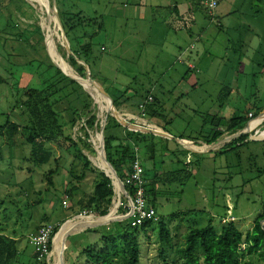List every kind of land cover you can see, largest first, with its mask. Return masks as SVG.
I'll use <instances>...</instances> for the list:
<instances>
[{
  "label": "rangeland",
  "instance_id": "rangeland-1",
  "mask_svg": "<svg viewBox=\"0 0 264 264\" xmlns=\"http://www.w3.org/2000/svg\"><path fill=\"white\" fill-rule=\"evenodd\" d=\"M24 1L29 5L23 0H11L0 8V131L8 120L19 125L27 123L28 116L19 107L26 89H45L60 77L63 82L57 86L59 92L55 96L62 102L58 107L62 114L59 121L62 124L61 110L70 104L81 115L71 135L74 141H83L86 139L83 128L90 112L84 108L91 106L89 110L96 116L99 109L93 107L94 101L85 90L58 77L52 67L38 27L44 28L49 52L62 69L61 57L66 61L68 58L54 33L57 28L53 30L49 25L46 13L49 1ZM64 3L70 13L81 11L102 23V31L92 41V78L110 96L123 95L121 101L131 98L134 106L140 97L153 95L162 107V117L148 118L149 121L170 131L175 138L204 142L213 129V117L225 123L247 112L256 118L264 112V30L258 34L249 30L254 22L264 27V0H232L229 22L225 16H219L221 28L217 27V20H209L202 4L186 0H65ZM172 5L178 7V12L170 11ZM97 27L94 23L87 32L92 33ZM190 65L195 69L189 68ZM94 95L101 97L97 91ZM65 116L73 117L71 112ZM68 128L64 129L66 135ZM95 129H87L88 136L95 134ZM249 129L250 136L259 131L257 138L264 140V115ZM107 135L121 138L122 128L111 121ZM99 139L97 135L95 141L100 142ZM88 140L91 142L90 137ZM153 142L155 159H148L145 145L140 146V157L147 182L158 180L157 198L153 202L158 218L166 222L177 215L181 218L172 219L169 224L170 244H163L156 224L146 232L138 227L140 264H164L165 259L181 263L178 250L184 247L188 227L203 229L212 224L219 230L223 227L222 219L232 216L244 236L253 229L264 213V141H252L249 137L246 147L234 151L190 156L187 150L166 138L154 135ZM87 143L88 147L80 144L78 151L66 150L69 145L47 146L58 161L38 166L30 161L31 148L23 140L17 137L15 143H9L0 135V230L17 240L20 264H38L29 239L40 226L51 224L59 229L63 226L54 243L58 264H62L63 252L64 264L83 262V252L91 246L101 247L102 237L132 231L129 228L132 220H123L126 211L121 208L118 218L106 222L88 219L83 228L77 229L81 220L77 216L94 215L74 213L79 209L78 201L93 193L96 180L92 174L81 182L76 180L83 172L84 157L89 162V157H93L95 164V147ZM90 163L96 173H103ZM181 169L187 179L165 182L166 174ZM73 186H78L79 191L67 199L65 192ZM121 202H126L123 196ZM101 223L105 224L86 229ZM71 233L76 234L68 236ZM52 259L42 264H55ZM245 261L264 264L256 254L247 256Z\"/></svg>",
  "mask_w": 264,
  "mask_h": 264
},
{
  "label": "trees",
  "instance_id": "trees-1",
  "mask_svg": "<svg viewBox=\"0 0 264 264\" xmlns=\"http://www.w3.org/2000/svg\"><path fill=\"white\" fill-rule=\"evenodd\" d=\"M9 1L11 0H1L0 8L7 5ZM64 1L65 0H56L61 22L70 42L71 50L74 53V56L69 57L67 59V62L78 73V75L85 78L86 70L84 66L80 65L77 62V59L85 62L91 69L90 64L93 51L92 41L93 38L102 31V23L98 22V18H89L85 16L81 11L74 12L73 14L70 13L67 7H65ZM190 1L192 3L197 2V4L199 5L202 3V0ZM23 2L28 4L27 1L23 0ZM94 23H97V29H94L92 33L87 32V29L93 26ZM38 31L42 43L44 44V32L42 31L41 27H38ZM54 33L57 36L56 31ZM73 35H75L74 45L72 44L71 40V38H73ZM82 39H84L85 42L82 43L80 41ZM51 64L52 67L56 69L58 77L61 76L64 79L70 81L71 85H77L78 87L82 88L77 82L66 77L53 63ZM63 70L67 72L64 68ZM72 75L75 76L76 74L72 72ZM61 82L63 81L59 77L58 80H54V82L51 85H48L45 89H26L23 94V99L19 103V107H21V109L24 110L25 114H27V123L25 125H19L8 120L6 124L1 127L0 135L6 137L9 143H15V139L19 137L27 146L31 148L30 161L38 166L46 165L52 160L56 162L58 161L54 157V151L51 149H47V146H53L57 144L60 148H63L66 145H69L66 150H68L69 148H74L78 151L80 144L81 146L83 145L85 147L89 146V144L87 143L89 136L86 130H93L94 128H96L97 116L92 109L89 110L91 106H87L84 108L87 111H90L87 115L88 119L85 121V129L83 128L84 132L86 133L85 140H73L74 138L71 135V131L76 125L77 118H81V115H78L76 111L71 108L70 104H68L67 108L61 110L64 112V116L62 117V124L60 123L59 118L62 114L59 113L60 110L58 109V107L62 104V102L56 100L55 96L59 92L57 86L60 85ZM150 96H152L153 101L150 103L147 102L146 104L144 112L145 118L152 119L162 117V107L158 104V101L153 95L148 94L147 97H140V104H143L145 101H147ZM110 97L113 99L114 105L117 109L120 108L122 102H132L131 98H126L124 101H121L123 95L120 98H114L112 96ZM89 98L93 102L91 96H89ZM95 98L101 104L100 106L102 107V114H105L110 109L108 101L98 95H95ZM70 112L71 116L73 117L71 119H67V116L65 115H69ZM250 114H252V112H247L245 116L233 117L225 123L221 118L213 117V129L206 137V141H204V143H206L207 145L214 144L221 140L226 134L230 136L244 129L249 121L256 118V115L254 114H252V118H249L248 115ZM111 121H114L115 127L122 128L121 138L115 137L113 135H107V130ZM97 127L99 128V125H97ZM65 128L69 129V134L67 135L64 134ZM104 135L107 160L114 167L118 177L122 182L125 181L132 163L136 159L140 158L141 145H145L146 154L149 160H154L156 157V144L153 142V134L134 132L131 129L119 124L114 118L109 117ZM248 139L249 135L241 136L240 138L227 144L221 151L217 152V154L246 147L249 144V142H247ZM136 148L139 149V152H136ZM178 148L181 149L180 146H178ZM238 157L241 156L238 155ZM95 165L112 176L111 171L103 163L102 154H99L95 157ZM82 169L83 172L80 176H77L76 179L78 180V182L84 180L88 174L94 175L96 180L93 193L78 201L77 205L79 209L74 212L75 215L83 213H86L87 215L91 213L96 215L97 217H104L108 215V212L112 207V199L114 196L112 181L107 178L104 173H96V170L91 166V163L85 157L82 163ZM183 174L184 170L181 169L175 172H171L170 174H166L163 179H165L166 183L187 179L188 176H183ZM144 177L147 182L146 172L144 174ZM157 182L158 180L155 178L151 182L148 181L146 185L147 198L150 206L153 208H155L153 202H155L157 198V192L155 189V184ZM115 184L117 186V197L113 203V209L114 205L120 200L121 192L120 186L117 185L116 180ZM78 191V186H73L72 188L66 190L65 193L69 199L74 197ZM126 191L129 195H132V189L130 187L126 186ZM179 218L181 217L177 215L174 218H171V220ZM171 220L166 222L162 219H159L157 222H147L139 228H141L142 231L146 232L147 229H151L152 226L156 224L159 231V237L163 244H170L172 243V235L169 226ZM263 220L264 213L258 217L253 229L248 232L246 236L243 235V233L237 228L234 223L223 225V227L219 230L214 228L212 224H209L203 229L188 227L186 228L187 232L184 234V247H181L178 250V254L179 256H181L182 262L179 263L165 259L163 260V263L253 264L252 262H247L245 260L247 256H253L255 254L259 255V257L264 261V226L260 224V222ZM98 221L106 222L109 220L103 218L99 219ZM41 227L42 226L38 228V231L41 229ZM129 228H132V231L128 229L120 236L102 237V246H91L90 248L86 249L83 252V262H78L76 264H119V262H121L122 264H140L141 246L138 239L139 228L133 226L132 223ZM58 231L59 226H55L53 237ZM56 237L54 239V243ZM243 246H245L244 250H242ZM53 255L55 257V252H53ZM19 256H21V252L18 248L17 240L15 238L7 237L0 230V264H20ZM33 258L38 264H42V262H38V257L36 254H33ZM54 263L58 264L56 260Z\"/></svg>",
  "mask_w": 264,
  "mask_h": 264
},
{
  "label": "water",
  "instance_id": "water-1",
  "mask_svg": "<svg viewBox=\"0 0 264 264\" xmlns=\"http://www.w3.org/2000/svg\"><path fill=\"white\" fill-rule=\"evenodd\" d=\"M49 1V6L48 8H46V13H47V19L49 20V25H50V28H52L53 30L55 28H57V31H56V34H57V41L58 42H61V46L65 49L66 53H67V58L71 57V56H74V53L73 51L71 50V45H70V42L67 38V35L65 33V30H64V27H63V24L61 22V19H60V16H59V12H58V8H57V2L56 0H52V2ZM52 21L54 22V25L52 26ZM42 31H44V28L41 27ZM45 46H46V50H47V53H48V56L49 58L51 59L52 63L68 78H70L71 80H74L75 82H77L90 96L91 98L93 99L94 101V107L97 106V109H99V114L97 115V124L99 125V128L98 130L96 131V135H100V148L98 150H96V154L97 156L99 154H102L103 156V163L106 165V167L111 171L112 173V176L109 175L106 171H103L101 170L100 168H98L92 158H89L90 159V162H92L96 168H98L99 170H101L105 176L107 178H109L111 181H112V185H113V191H114V196H113V199H112V206H113V202H114V199L116 197V184H115V180L117 181V185L120 186V189H121V194H125V187L123 185V182L120 180V178L118 177L117 175V172L116 170L114 169V167L111 165V163L107 160V155H106V148H105V135H104V132H105V128H106V125H107V121H108V118L109 117H112L114 118L119 124L129 128V129H133V131H137V132H140L141 130H146V131H149L151 134L155 135V136H160V137H164V138H167L169 140H174V138L165 133V132H162V131H155V130H151V129H146V128H142V127H139L138 125H135V124H132L130 123L128 120H126L122 114L118 111V109L115 107L114 105V101L113 99L110 97V95L105 91V89L103 88V86L98 83L96 80H94L92 78V75H91V72H90V68L89 66L83 62V61H80L77 59V62L84 66L85 70H86V77L83 78L81 77L80 75H78L74 69L70 66V64L63 58L61 57V59L68 65V67L71 69V71L73 73H75L76 75H71L70 73H67L65 72L61 67L60 65L54 60V58L52 57V55L50 54L49 52V47H48V41H47V38L45 36ZM57 49V47H56ZM58 51V49H57ZM99 92L101 97H103L106 101H108V104L110 105V109L105 113V114H102L100 108H99V105H98V102L95 98V95H94V92ZM264 114L261 113L258 117L262 116ZM252 121H249L248 124L246 125V127L242 130H240L239 132L233 134V135H230L228 136L227 138H224L222 140H219L218 142L214 143V144H211V145H207L204 149L202 150H195L191 147H189L188 144H186L185 141L183 140H177L175 139V141L180 145L182 146L183 148L189 150L190 153H196V154H207V153H211L213 151L216 150V148L220 147L222 144H229L231 143L232 141L240 138L241 136H244V135H249L250 132V129H249V126H250V123ZM134 131V132H135ZM259 131L256 132L255 135L253 136H250V139L252 141H264V140H261V139H258L257 138V135H258ZM90 138L92 139V136H90ZM112 208V207H111ZM111 211V209L109 210V212ZM109 215V214H108ZM108 215L104 216V217H97L95 215H92L98 219H103V218H106ZM77 217H80V216H77ZM128 219V217H123V220H126ZM65 224V223H64ZM63 224V225H64ZM105 223H101V224H98V225H91L89 227H87L86 229L88 228H94V227H98V226H103ZM261 225L264 226V220L261 221ZM63 227V226H62ZM62 227L59 229V231L56 233V235L61 231ZM86 229H84L83 231H85ZM74 233H71L69 234L68 236L72 235ZM55 235V237H56ZM68 236L65 238L64 240V244L66 242V239L68 238ZM54 237V239H55ZM53 246H54V242H53ZM62 264H64V260L62 262Z\"/></svg>",
  "mask_w": 264,
  "mask_h": 264
},
{
  "label": "built area",
  "instance_id": "built-area-1",
  "mask_svg": "<svg viewBox=\"0 0 264 264\" xmlns=\"http://www.w3.org/2000/svg\"><path fill=\"white\" fill-rule=\"evenodd\" d=\"M202 6L207 13L210 20L215 21V13L219 7L220 0H202ZM191 69H195L194 66H189ZM153 101L152 96L148 98L143 104H140L139 110L141 112L142 118H145V107L147 102L150 103ZM250 118H252V114H250ZM258 118L252 119L251 121H255ZM91 142L89 143L95 147L96 150L100 148V142H96L95 138L96 134H93ZM136 152H139V149L136 148ZM145 170L140 158L136 159L131 167L128 175L123 181V185L125 187V194H121L126 199V202H121L119 209H123L126 211L125 217H128L132 220V224L135 227H141L147 222H157L159 220L158 214L155 208L151 207L147 198V182L144 177ZM126 186L132 189V195H129L126 191ZM68 199V197L66 196ZM64 206H66V202H64ZM118 209V211H119ZM87 215L86 213H84ZM124 217V216H122ZM235 219L230 216V218L222 219V225H228L230 223H234ZM54 226L51 224L45 225L41 227V229L31 235L29 239L30 245L34 249V254L37 255L38 262H43L46 260H50L52 258V248L54 242Z\"/></svg>",
  "mask_w": 264,
  "mask_h": 264
},
{
  "label": "crops",
  "instance_id": "crops-1",
  "mask_svg": "<svg viewBox=\"0 0 264 264\" xmlns=\"http://www.w3.org/2000/svg\"><path fill=\"white\" fill-rule=\"evenodd\" d=\"M187 2H189V3H192L190 0H186ZM232 0H220V4H219V7H218V9L216 10V13H215V19L217 20H215L216 22H217V27H219V28H221V27H223L222 26V24H221V21H220V18H219V16H225V18L224 19H227V21H228V19L230 18V16H231V14H233V13H231L232 12ZM170 11L172 12V13H176V12H178V7L177 6H174V5H172L171 6V9H170ZM188 12H191V10H189ZM207 14V13H206ZM208 16V15H207ZM209 18V17H208ZM254 19H256L255 17H254ZM209 20H210V18H209ZM211 21V20H210ZM212 22V21H211ZM214 22V21H213ZM229 22V21H228ZM229 24V23H228ZM253 25L254 26H250L249 27V30H251V31H253V30H256L257 31V33L256 34H258V32L259 31H263L264 30V27H261V26H257V24L254 22L253 23ZM260 34V33H259ZM253 38H255L254 36H252ZM139 104H140V101H138V103H136V106H134L133 105V102H130V103H126V102H122L121 103V106H120V108L118 109V111L122 114V116L126 119V120H128L130 123H132V124H135V125H138L139 127H142V128H146V129H151V130H155V131H158V130H160V131H162V132H165V133H167V134H169V135H171L173 138H174V140H171V141H173L174 143H176V145H178V146H180L176 141H175V139H177V140H183V141H185L186 142V144H188L189 146H195L196 148H198L199 150H202V149H204L206 146H207V144L206 143H204V142H197V143H195V142H193V141H191V140H189V139H185V138H175L173 135H172V133H170V131H168V130H165V129H163L162 127H160V126H158L157 124H155L153 121H149V119L148 118H142V116H141V112H140V110L138 111L139 113H137L136 112V110H138V106H139ZM94 107V106H93ZM92 107V108H93ZM154 119V118H153ZM150 120H152V119H150ZM97 123H96V131L98 130V127H97ZM132 131H133V129H132ZM135 131V130H134ZM95 132V131H94ZM135 132H137V131H135ZM141 133H143V134H151L149 131H146V130H141L140 131ZM96 134V133H95ZM226 135H228V134H226ZM91 135H90V133H89V137H90ZM93 136V138H94V135H92ZM228 137V136H227ZM162 138H164V137H162ZM167 139V138H166ZM169 140V139H168ZM90 140H88V142H89ZM193 144V145H192ZM227 144H222L220 147H218V148H216V150L215 151H213V152H219V151H221L225 146H226ZM201 146V147H200ZM182 149H184V150H187V149H185V148H183L182 146H180ZM94 149V151L96 152V149L95 148H93ZM188 152H189V150H187ZM213 152H211V153H213ZM190 154H196V153H190L189 152V156H190ZM207 154H209V153H207ZM97 155V154H96ZM198 155H203V154H198ZM89 158H93V157H89ZM141 158V157H140ZM188 162H189V160H188ZM113 218H118V216H117V213H115L114 214V217ZM75 222H77V220L76 221H73L72 222V224H75ZM78 233V232H77ZM74 234H76V233H74Z\"/></svg>",
  "mask_w": 264,
  "mask_h": 264
},
{
  "label": "bare ground",
  "instance_id": "bare-ground-1",
  "mask_svg": "<svg viewBox=\"0 0 264 264\" xmlns=\"http://www.w3.org/2000/svg\"><path fill=\"white\" fill-rule=\"evenodd\" d=\"M65 51V50H64ZM63 68L68 72V73H70L71 75H72V72L70 71V69H69V67H68V65L63 61ZM264 115V114H263ZM262 115V116H263ZM262 116H260L257 120H255V121H253L251 124H250V126L252 125V124H254L255 122H257L258 120H260V118L262 117ZM158 131H160V130H158ZM190 147V146H189ZM192 148V147H191ZM193 149H195V150H199L198 148H196L195 146H194V148ZM116 183H117V181H116ZM117 187V186H116ZM115 187V189H116V191H117V188ZM117 197V196H116ZM116 197H115V199H114V201L116 200ZM114 203V202H113ZM120 203H121V192H120V200H119V202L118 203H116L115 205H114V209H113V206H112V209H111V211H110V214L106 217V220H111L113 217H114V214L115 213H117L118 212V209H119V206H120ZM81 217V220L78 222V228L77 229H79V228H83V226H85V223H86V221L88 220V219H98V218H96V217H94V216H88V217H83V216H80ZM79 217V218H80ZM99 220V219H98ZM57 236V235H56ZM65 251V250H64ZM53 252H55V249H54V246H53V251H52V257H53V259L52 260H54V262H55V257H54V255H53ZM63 260H64V252H63V254H62V262H63Z\"/></svg>",
  "mask_w": 264,
  "mask_h": 264
}]
</instances>
